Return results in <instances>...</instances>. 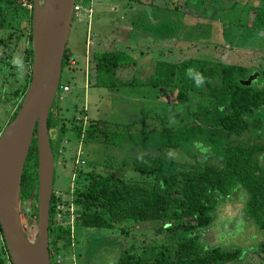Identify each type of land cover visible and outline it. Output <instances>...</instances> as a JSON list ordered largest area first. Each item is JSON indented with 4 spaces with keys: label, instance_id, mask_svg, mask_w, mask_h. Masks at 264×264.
Wrapping results in <instances>:
<instances>
[{
    "label": "trees",
    "instance_id": "trees-1",
    "mask_svg": "<svg viewBox=\"0 0 264 264\" xmlns=\"http://www.w3.org/2000/svg\"><path fill=\"white\" fill-rule=\"evenodd\" d=\"M4 1L7 4L15 2ZM154 1H150L151 6L155 5ZM76 2L88 4L90 0ZM3 4L1 0L0 30L4 25ZM17 7L23 9L20 5ZM256 21L258 28L264 25V21ZM29 40L31 43V31ZM25 55L30 69L23 88L17 91L21 99L10 122L15 118L30 82L32 49ZM70 61L71 55L65 48L62 71L67 67L72 69ZM91 61L93 82L89 86L109 91L149 87L154 96L157 90L172 89L176 93V104L170 105L159 119L157 114L151 117L158 121L155 133L159 143L153 153L143 150L144 153L125 158L119 165H115L112 158L104 163L107 168H128L152 176L154 180L152 183H138L98 173L91 149L87 148L90 144L120 147L127 139L132 142L135 135L142 134L132 129L138 125L137 121L122 125L88 120L83 110L81 119H77L74 113L65 119L60 105L53 103L47 119L53 159L56 155L59 160L66 152V146L71 143L67 136L70 132L81 143L80 157L84 166H74L75 228L113 230L126 222H159V230L186 234V238L172 248H152L141 253L131 248L116 264H233L241 260L239 249L203 246L199 234L212 226L219 202L241 192L245 197L244 216L264 235V71H259L253 86H244L240 81L247 79L250 69L246 67L198 59L177 64L157 61L153 73L145 80L134 74L130 81L121 82L118 72L135 66L132 57L115 50L95 53ZM194 98L196 102L191 104ZM181 105H185V118L178 114ZM196 142L213 150L222 148L216 164H203L200 168L179 166L166 154L183 149L189 153L191 147L198 152ZM82 150H85V157ZM91 156L93 160H90ZM36 193L37 146L34 136L20 190L23 228L25 225L37 229ZM54 193L55 190L48 216L50 264H56L55 257L63 256L69 247V228L57 226L53 219L54 204L58 201ZM32 197V203L28 204ZM24 212L28 215L24 216Z\"/></svg>",
    "mask_w": 264,
    "mask_h": 264
},
{
    "label": "rangeland",
    "instance_id": "rangeland-1",
    "mask_svg": "<svg viewBox=\"0 0 264 264\" xmlns=\"http://www.w3.org/2000/svg\"><path fill=\"white\" fill-rule=\"evenodd\" d=\"M150 1L139 0L134 10L132 9L133 13H136L134 21L131 22L133 30L126 36V40L124 39V45L103 47L106 50L124 52L136 61L135 66L118 72V79L121 82L130 81L134 74L145 80L153 73L157 61L177 64L198 59L254 67L264 71V37H256L253 28L250 27L254 16L252 7L256 9L258 19L264 21V0H155V7L149 4ZM114 2L117 0H92V7L97 12L100 6L109 8V3ZM17 6L12 2V7L7 8L8 11L3 15L6 24L16 26L19 21L20 24L26 21L29 25L31 12ZM17 10L19 15H22L20 19L16 17ZM114 15L115 22L121 19L120 12ZM96 16L91 15L89 21L84 19L82 23H79V19H72L71 33H75L76 29L78 40L77 51L74 54L77 55L79 64L76 68L73 67L75 64L70 63L72 69L63 68L61 73L60 84L68 82L70 87V93L59 104L62 117L69 119L74 113L77 119H81L80 112L83 110L88 120L122 125L137 121L138 125L132 129L142 134L135 135L132 142L127 139L120 147L90 144L87 148L91 149L94 167L98 173L126 181L152 183L154 181L152 176L138 174L128 168H107L104 163L108 158H112L114 164L119 165L125 158L140 154L143 150L153 153L159 143L155 133L158 121L151 117L157 114L159 119L170 105L176 104V93L172 89H160L154 96L153 89L149 87L136 86L108 91L89 86L93 82L91 73L93 63L89 59L90 53L86 52L85 37L87 23L91 28L95 24ZM100 20L105 24L107 17L101 15ZM119 23L120 20L116 25ZM7 31L11 33L12 29ZM9 33L4 32L5 37L1 36L2 41ZM16 35L13 40L20 39L19 30L16 31ZM18 43H16L18 53H13L14 59L10 61L11 72L6 75L8 79L2 77L0 73V135L9 124L5 122L15 97L13 91L19 87L21 81L24 54L21 52V42ZM85 52L91 65L87 62L89 66L82 72L80 68ZM4 55L10 54L6 51ZM195 102V98L191 100V104ZM178 112L185 118V105H181ZM67 136L70 137L71 143L66 146V152L62 159L58 160L56 155L54 159L53 190L61 193L63 198L66 197L72 180L76 150L80 142L73 132ZM224 139L231 141L227 136H224ZM195 146L198 152L193 151L194 148L191 147L188 148L192 151L189 153L183 149L166 154L179 166L200 168L203 164H216V157L222 153V148L213 150L206 146L202 147L199 142H196ZM82 153L85 157V150H82ZM93 157H89L90 160H93ZM31 203L32 200L28 202ZM244 205L245 197L241 192L220 201L214 212L212 226L200 231V243L203 246H217L224 250L239 249L241 260L233 264H264V235L244 216ZM23 215L26 216L28 213L24 212ZM160 227L159 222H126L113 230L75 228V246L73 249L65 250L62 264H73V258L74 264H116L120 256L131 248L137 253L152 248L157 250L162 247L172 248L179 240L186 238V234L170 233L163 229L159 230ZM24 230L29 241L34 242L37 229L24 225ZM2 245L3 242H0V250ZM0 258L4 264L3 256Z\"/></svg>",
    "mask_w": 264,
    "mask_h": 264
},
{
    "label": "water",
    "instance_id": "water-1",
    "mask_svg": "<svg viewBox=\"0 0 264 264\" xmlns=\"http://www.w3.org/2000/svg\"><path fill=\"white\" fill-rule=\"evenodd\" d=\"M75 2L33 0L30 82L15 118L0 135V230L12 264H50L48 216L54 159L47 119L60 84ZM258 77L259 72L254 71L240 83L253 86ZM34 136L37 146V233L31 242L21 224L20 190Z\"/></svg>",
    "mask_w": 264,
    "mask_h": 264
},
{
    "label": "crops",
    "instance_id": "crops-1",
    "mask_svg": "<svg viewBox=\"0 0 264 264\" xmlns=\"http://www.w3.org/2000/svg\"><path fill=\"white\" fill-rule=\"evenodd\" d=\"M2 2L4 3L3 4L4 5L3 15H5L6 12L8 11L7 8L12 7V4L10 3L7 4L5 3V1H2ZM138 3H139V0H117V2L109 3V8H103L102 6H100L97 12H95L92 7V11H93L92 17L93 15L96 14L97 15L95 19L96 21H95V24L91 26V28H90V25H88L87 23L86 37H85V41H86L85 44L87 46L86 52L90 53V57H89L90 60L92 59L95 53H100V52H105V51H114L110 49L108 50L103 49V47H107V46L112 47L115 44L117 46H120L119 44L121 45L125 44L124 39L126 40V36H129V34L131 33V30H133V25H131V22L134 21V17L136 15V13H133L134 12L133 10H134V6L137 5ZM0 4H1V0H0ZM22 10H25V9H22ZM119 12L121 15V19L120 18L118 19L120 20V23L119 25H116L118 20L116 22L113 20L115 16L114 13H116L117 15L119 14ZM3 15H2V19L4 22L3 29H2L3 31L0 30V73L2 74V77H5V79H8L6 75L9 74L8 72H11V69H12L10 61L14 59L13 58L14 54L18 53L19 48L16 49V43L19 44L18 43L19 41L21 42V50H22L21 52H23L24 54V59L22 61V66H21V69H22L21 81H20L19 87L15 88V90L13 91L15 97L13 98L12 104L9 107L7 120L5 122V124H7L10 122V119L12 118V115L16 111L18 104L20 102V99H21L18 96L17 91L23 88L26 76L30 69L28 60L25 59L26 58L25 54L27 53L28 50L32 49V46L29 40V35L31 31L30 25H28L26 21L22 22L21 24L19 21V24H17L16 26L14 24H6L5 17ZM16 15L15 16L18 19H20V17L22 16V15H19L18 10H17ZM101 15L102 16L104 15L105 17H107V21H105V24L101 22L100 20ZM78 19H79L78 21H80L79 23H82L84 19L88 20L86 15H82ZM112 20L113 22H111ZM71 28H72V23L70 27L68 41L66 44V49L71 55V61H73V63L75 64L73 67L77 68L79 64V59L77 55L74 54V52L76 53L77 51V42H78L77 31L75 29L74 31L75 33H71L72 32ZM7 29L8 30L12 29V32L9 33L10 31H7ZM17 30H19L20 32V39L16 38L15 40H13V38L17 36L16 35ZM4 32L9 33V34L7 38L2 41L1 36L4 34ZM4 37L5 36L3 35V38ZM1 49H3L2 52H1ZM4 49H5V52L8 51V54L10 55L8 56L4 55L5 53ZM86 52L84 54V59L82 60V67L80 68L82 72L85 71V67H88L89 63L91 62L89 61V59H87ZM87 62L89 63L87 64ZM91 73L93 76V72Z\"/></svg>",
    "mask_w": 264,
    "mask_h": 264
},
{
    "label": "built area",
    "instance_id": "built-area-1",
    "mask_svg": "<svg viewBox=\"0 0 264 264\" xmlns=\"http://www.w3.org/2000/svg\"><path fill=\"white\" fill-rule=\"evenodd\" d=\"M15 3L20 5L23 9L32 11L33 9V0H15ZM92 0L88 4H83L79 2H75L74 8H73V18L78 19L82 15H86L89 19H91L92 15ZM70 63H73V61H70ZM74 64V63H73ZM70 93V87L66 84L59 85L56 96H55V101L58 104H61L65 98L66 95ZM81 144L79 143V146L77 148V156L74 161V166L77 168H80L84 166V161L81 160ZM72 180L69 184V189L67 191L66 197L63 198V195L61 193H58L55 191V197L58 201L55 202L54 204V210H53V219L54 222L57 226H65L69 228V247L70 249H73L75 246V241H74V231H75V219H76V210L75 206L72 201V195H73V190H74V180L76 178L74 169L72 170ZM0 242H3L2 245V250L5 252L4 253V264H12L9 256L4 248V241L3 237L0 233ZM64 256L62 255H57L54 259L56 264H62L64 262ZM74 258H73V264H74Z\"/></svg>",
    "mask_w": 264,
    "mask_h": 264
},
{
    "label": "flooded vegetation",
    "instance_id": "flooded-vegetation-1",
    "mask_svg": "<svg viewBox=\"0 0 264 264\" xmlns=\"http://www.w3.org/2000/svg\"><path fill=\"white\" fill-rule=\"evenodd\" d=\"M252 9V13H254V16H253V19H252V21H251V28H253L252 30H254V35L256 36V37H264V25H262V26H260L259 28L257 27V23H258V21H256L257 19H258V17L259 16H257L256 15V9H254V7H252L251 8ZM263 21V20H262ZM247 29V28H246ZM263 39V38H262ZM236 66H239V65H236ZM241 67H243V66H241ZM247 68V67H246ZM250 70H249V73L247 74V78H248V76H250V74L252 73V72H254L255 70L256 71H258L259 72V70L258 69H255L254 70V67L253 68H249ZM262 72V71H261ZM21 214H22V210H21ZM0 233H1V230H0ZM26 233V232H25ZM2 235V234H1ZM26 235H27V233H26ZM27 237H28V235H27ZM4 248H5V250H6V252H7V249H6V247H5V243H4ZM0 253L2 254V255H0L1 257L3 256V258H4V251L2 250V246H1V250H0ZM7 254H8V252H7ZM0 264H2V262H1V258H0Z\"/></svg>",
    "mask_w": 264,
    "mask_h": 264
}]
</instances>
